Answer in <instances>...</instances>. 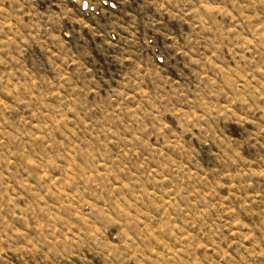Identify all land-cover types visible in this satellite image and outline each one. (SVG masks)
<instances>
[{
  "label": "rangeland",
  "instance_id": "obj_1",
  "mask_svg": "<svg viewBox=\"0 0 264 264\" xmlns=\"http://www.w3.org/2000/svg\"><path fill=\"white\" fill-rule=\"evenodd\" d=\"M0 264H264V0H0Z\"/></svg>",
  "mask_w": 264,
  "mask_h": 264
}]
</instances>
